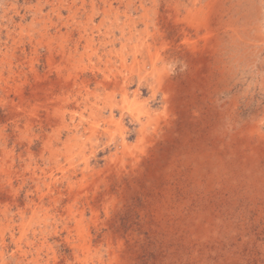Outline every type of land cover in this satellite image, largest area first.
<instances>
[{
	"label": "rangeland",
	"instance_id": "1",
	"mask_svg": "<svg viewBox=\"0 0 264 264\" xmlns=\"http://www.w3.org/2000/svg\"><path fill=\"white\" fill-rule=\"evenodd\" d=\"M0 264H264V0H0Z\"/></svg>",
	"mask_w": 264,
	"mask_h": 264
},
{
	"label": "bare ground",
	"instance_id": "2",
	"mask_svg": "<svg viewBox=\"0 0 264 264\" xmlns=\"http://www.w3.org/2000/svg\"><path fill=\"white\" fill-rule=\"evenodd\" d=\"M124 53V52H123ZM120 94V93H119ZM87 247V246H86Z\"/></svg>",
	"mask_w": 264,
	"mask_h": 264
}]
</instances>
